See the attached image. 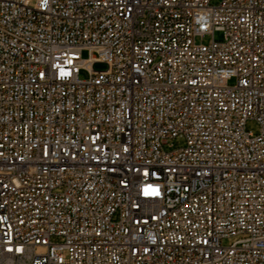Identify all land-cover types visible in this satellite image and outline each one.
Instances as JSON below:
<instances>
[{
  "label": "built area",
  "instance_id": "2783aa9c",
  "mask_svg": "<svg viewBox=\"0 0 264 264\" xmlns=\"http://www.w3.org/2000/svg\"><path fill=\"white\" fill-rule=\"evenodd\" d=\"M0 264H264V0H0Z\"/></svg>",
  "mask_w": 264,
  "mask_h": 264
},
{
  "label": "rangeland",
  "instance_id": "374dc122",
  "mask_svg": "<svg viewBox=\"0 0 264 264\" xmlns=\"http://www.w3.org/2000/svg\"><path fill=\"white\" fill-rule=\"evenodd\" d=\"M220 0H212V3H218ZM223 35L221 32H216L215 33V38L216 39H222ZM212 39V35L208 34V35H205L204 37H197L196 38V41L197 42H203V43H208L210 40ZM90 55V52L88 50H84L82 51V56L83 57H89ZM95 69H105V64L103 63H97L94 65ZM82 74H86V72H82ZM234 81L231 80L230 83L232 84ZM247 129L252 131L253 133L257 134L260 130V124L254 120V119H250L247 121ZM170 143H174L175 145H181L183 143V140L182 139H171L169 141ZM238 238H241V236H231V237H226L223 239V244L224 245H229L231 244L232 242H234L235 240H237Z\"/></svg>",
  "mask_w": 264,
  "mask_h": 264
}]
</instances>
